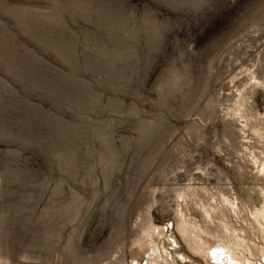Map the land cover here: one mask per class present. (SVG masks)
I'll return each instance as SVG.
<instances>
[{
	"label": "rangeland",
	"instance_id": "374dc122",
	"mask_svg": "<svg viewBox=\"0 0 264 264\" xmlns=\"http://www.w3.org/2000/svg\"><path fill=\"white\" fill-rule=\"evenodd\" d=\"M261 197L264 0H0V264H264Z\"/></svg>",
	"mask_w": 264,
	"mask_h": 264
},
{
	"label": "bare ground",
	"instance_id": "6f19581e",
	"mask_svg": "<svg viewBox=\"0 0 264 264\" xmlns=\"http://www.w3.org/2000/svg\"><path fill=\"white\" fill-rule=\"evenodd\" d=\"M260 170H261V168H260ZM263 194V193H262ZM261 199H262V197H261ZM226 201V200H225ZM261 203V202H260ZM256 206H257V204H256ZM255 206V207H256ZM255 209H257V208H255ZM254 209V210H255ZM258 217H260L263 221H264V197H263V199H262V203H261V205H260V208H259V211H258ZM254 216V215H253ZM257 218V217H256ZM260 227V226H259ZM263 230H264V228H263ZM264 233V232H263ZM263 242V241H262ZM258 249V252H259V254L261 255V257L264 259V248H262V247H259V248H257ZM226 251V250H225ZM252 252V251H251ZM226 254L230 257V259H231V261L233 262L232 264H255L253 261H251V260H249L250 259V256H251V254H250V256H249V259L248 260H241V259H236L235 258V255H234V251H229V252H226ZM254 260V259H253ZM256 262V261H255Z\"/></svg>",
	"mask_w": 264,
	"mask_h": 264
}]
</instances>
